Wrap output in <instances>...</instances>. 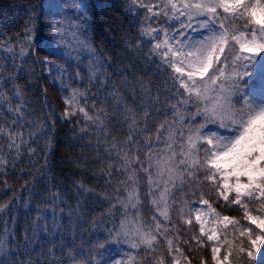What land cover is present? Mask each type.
<instances>
[{
  "label": "snow or ice",
  "instance_id": "snow-or-ice-1",
  "mask_svg": "<svg viewBox=\"0 0 264 264\" xmlns=\"http://www.w3.org/2000/svg\"><path fill=\"white\" fill-rule=\"evenodd\" d=\"M94 7L90 0H72L67 7L30 3L22 31L0 40V49L12 54L13 68L5 79L0 65V89L11 82L13 98L20 101L13 105L0 90V109L6 106L11 116L0 112V174L7 175L5 169L15 168L25 153L31 161L44 152L46 164L51 150L45 123L38 121L27 138L22 130L33 125L16 80L33 60L55 71L54 79L67 90L57 119L78 123L82 116L81 131L98 133L111 227H104L102 239L89 241L85 253L83 240L77 245L75 235L69 241L45 226L52 238L34 260L21 259L5 227L0 264H193L190 254L204 250L210 256H201L199 264H264V0H131L129 12L145 13L135 46L147 47L163 91L157 86L154 94L151 82L141 80L139 94L125 84L130 97L110 79L107 58L88 39ZM49 48V55L77 65L86 54L87 75L75 72L81 87L65 82L66 75L73 79L65 65L41 57ZM41 136L46 142L38 151L32 144ZM3 185L9 187L7 180ZM78 187L92 194L83 183ZM56 199L54 193L53 204ZM12 203L0 204V213ZM225 207L241 215L218 211ZM51 211L55 225L56 209ZM92 224L95 231L97 221ZM25 241L26 248L33 242L27 236Z\"/></svg>",
  "mask_w": 264,
  "mask_h": 264
},
{
  "label": "trees",
  "instance_id": "trees-1",
  "mask_svg": "<svg viewBox=\"0 0 264 264\" xmlns=\"http://www.w3.org/2000/svg\"><path fill=\"white\" fill-rule=\"evenodd\" d=\"M58 2L67 7L72 0H0V40L22 31L28 17L30 3L48 5ZM90 2L95 5L96 23L89 29L88 39L97 52H102L103 57L107 58L105 66L110 79L128 97L131 96V88H125V84H130L139 94L138 82L141 80L145 85L151 82L154 94L157 86L163 91L161 75L147 58V47L141 45L142 50H140L135 46L139 21L145 14L144 9L138 10L139 15L129 12L131 0H90ZM45 11L48 9L45 8ZM51 52L52 49L49 48L40 55L48 56L50 61L65 65L73 77L69 80L66 75L65 82L73 87H81V80L75 77V72L78 69L83 76L87 75L86 54L81 56L83 63L77 65L74 60H64L57 55H49ZM11 55L0 49V65H3L5 79L13 72ZM75 55L73 53V56ZM15 63L19 65L21 61L17 59ZM56 76L55 71L50 73L47 67L29 60L18 73L16 80L23 89L24 108L29 114L26 119L33 125V127L26 126L22 129L25 138L29 131L36 130L34 126L38 121L45 123L51 136V150L46 153V164L44 152H40L39 157L33 156L31 161L25 153L17 160L15 168L9 166L5 169L7 175L0 174V204L9 200L13 201L8 209L0 213V232L7 227L13 233L14 242L19 245L21 259H36L35 254L41 252L42 246L44 252L47 251L48 240L52 237L43 231L45 226L50 231L63 234L69 241L75 235L77 245L83 240L85 253L90 247L89 241L94 242L97 237L102 239L106 235L104 227H111L107 223L109 204L104 199L107 178L100 172V169L106 166V162L103 150L99 152L97 150L98 133L92 128L81 131L86 124L82 116L79 117L78 123L76 118H72L71 121L57 119L64 108L62 95L67 94V90H61L59 80L54 79ZM83 84H87L86 79ZM12 87V83L8 82L0 90L12 98V103L15 105L20 101L13 98ZM109 90H111L110 85ZM105 95L106 93L101 91L99 99L103 100ZM128 103H132L131 99ZM0 112H3L9 120L11 119L6 112V106L0 109ZM49 113H51V119L48 118ZM52 120H55L54 128L51 127ZM114 128L119 129L120 125L117 123ZM45 142L41 136L38 143H33L32 147L39 151L44 147ZM21 151L23 152V149ZM4 180H7L9 187H4ZM80 183H83L87 189H91L92 194L82 191L78 187ZM54 193L58 194V199L53 204ZM38 208L49 210L41 214L38 213ZM52 208L56 209L55 225ZM60 209L63 211L61 212ZM218 211L236 217L241 215L234 208H218ZM38 215H43V219L37 220ZM93 220L97 221L95 231H91ZM101 220L105 223L100 224ZM34 228L36 236H33ZM26 236L33 241L27 248L25 247ZM29 251L33 252L31 257L28 255ZM107 255L106 253L105 256ZM190 255H195L193 264H199L200 257H208L210 252L197 251Z\"/></svg>",
  "mask_w": 264,
  "mask_h": 264
},
{
  "label": "rangeland",
  "instance_id": "rangeland-1",
  "mask_svg": "<svg viewBox=\"0 0 264 264\" xmlns=\"http://www.w3.org/2000/svg\"><path fill=\"white\" fill-rule=\"evenodd\" d=\"M148 1H151V0H148ZM79 79V78H78ZM80 80V79H79Z\"/></svg>",
  "mask_w": 264,
  "mask_h": 264
}]
</instances>
